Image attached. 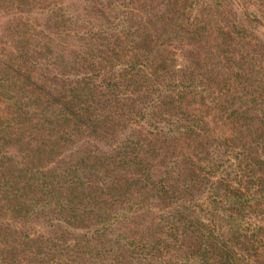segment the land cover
Returning <instances> with one entry per match:
<instances>
[{"label": "trees", "instance_id": "obj_1", "mask_svg": "<svg viewBox=\"0 0 264 264\" xmlns=\"http://www.w3.org/2000/svg\"><path fill=\"white\" fill-rule=\"evenodd\" d=\"M32 1L62 20L59 0ZM96 2L110 29L101 54L85 58L88 91L92 104L114 110L113 119L109 110L102 119L92 116V134L108 146L105 159L129 176L122 187L106 184L109 174L93 187L99 193L92 196V264H264V65L255 36L218 8L203 5L192 13L195 0H160L162 9L143 8L127 22L128 11L116 8L126 0ZM196 60L204 70L194 73ZM1 63L55 101L64 119L83 117L74 94L59 96L57 88L30 79L20 63ZM99 71L105 72L95 82ZM118 118L136 126L120 142L99 136L100 122ZM156 163L161 173L152 177ZM118 178L113 174L110 182ZM150 210L139 233L120 232Z\"/></svg>", "mask_w": 264, "mask_h": 264}, {"label": "rangeland", "instance_id": "obj_2", "mask_svg": "<svg viewBox=\"0 0 264 264\" xmlns=\"http://www.w3.org/2000/svg\"><path fill=\"white\" fill-rule=\"evenodd\" d=\"M34 2L0 0V264H92V196L99 193L93 187L107 174L106 184L117 181L122 187L123 177L129 176L124 166L114 167L105 159L102 151L108 146L92 134V116L102 119L109 110L113 119L114 107L92 104L88 91L92 72L86 74L85 58L101 54L110 27L104 15L95 12L99 5L92 0H59L56 4L61 10L56 11L61 21L53 20L48 7L39 9ZM114 2L108 5L101 0V5ZM203 5L223 10L229 19L245 24L257 40L255 53L264 65V28L255 19L264 25V0H195L192 13ZM150 6L162 9L164 5L160 0H126L125 7L116 8L128 11L127 22L137 19L131 13L143 15L142 9ZM102 9L105 15L110 13L108 7ZM157 52L162 50L158 47ZM191 53L194 59L196 52H188L189 58ZM9 59L20 63L18 68L22 65L30 79L57 88L59 96L74 94L83 117L64 119L55 101L3 66L1 60ZM196 61L191 63L192 71H203L204 64ZM165 67L169 70L171 64ZM104 72L99 71L94 81ZM159 119L164 122L166 118ZM99 126V136L120 142L136 124L118 118ZM149 170L156 177L161 165L156 163ZM20 171L26 174L22 183ZM113 174L119 178L110 182ZM151 210L136 215L129 229L120 232L139 233L150 223Z\"/></svg>", "mask_w": 264, "mask_h": 264}]
</instances>
